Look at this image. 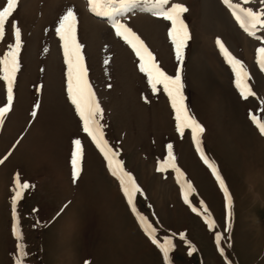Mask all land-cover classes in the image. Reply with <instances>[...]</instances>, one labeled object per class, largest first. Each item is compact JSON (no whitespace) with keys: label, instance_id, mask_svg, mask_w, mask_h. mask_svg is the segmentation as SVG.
Wrapping results in <instances>:
<instances>
[{"label":"rangeland","instance_id":"1","mask_svg":"<svg viewBox=\"0 0 264 264\" xmlns=\"http://www.w3.org/2000/svg\"><path fill=\"white\" fill-rule=\"evenodd\" d=\"M171 2L189 8L184 20L191 39L182 65L168 36L169 22L139 9L117 18L140 36L167 74L181 69L185 103L205 128L203 152L233 198L231 230L223 191L191 131L183 136L176 131L167 94L162 86L152 92L135 53L115 35L111 18L93 15L87 0H19L0 40L2 57L15 43V22L21 30L20 69L12 110L0 125V264L17 259L14 223L28 253L24 264H165L137 213L155 229L160 243L173 240L172 264H264V136L250 120V114L264 120V71L256 62V49L264 46L256 37L264 40V29L249 36L222 0ZM4 4L0 0V8ZM249 6L261 7L259 0ZM68 8L77 15L88 79L103 110L104 138L141 190L133 198L136 212L68 99L67 66L55 31ZM217 40L244 63L256 96H240ZM6 99L0 80V107ZM76 139L83 156L74 183ZM168 145L182 176L171 167L160 170ZM17 177L31 187L18 200L14 221ZM185 182L192 185L188 203ZM205 216L214 227L209 228Z\"/></svg>","mask_w":264,"mask_h":264},{"label":"snow or ice","instance_id":"2","mask_svg":"<svg viewBox=\"0 0 264 264\" xmlns=\"http://www.w3.org/2000/svg\"><path fill=\"white\" fill-rule=\"evenodd\" d=\"M222 2L231 11L235 21L249 36H256L258 30L264 29V0H259V5L261 6L259 10H254L252 6H249L253 3V0H240L237 3H234L233 0H222ZM18 3L19 0H6V4L0 8V40H3L5 37L6 24H8L9 18L13 17V13L17 10ZM87 3L89 11L95 15L111 18V27L114 29L115 35L129 45L135 53L139 60V70L147 76L148 84L151 86L152 92H157L159 90L158 86H162L163 92L167 94L171 102V107L175 112L176 131L181 136L184 135L186 129L191 131L192 140L196 145L197 151L200 153L201 159L211 169L219 183L220 189L223 191L229 219L227 229L230 231L232 227L230 221L232 217L233 198L217 170L215 163L210 161L203 152L201 137L205 132V128L190 112L185 103L186 97L184 95L181 69L178 67L175 75L167 74L157 63L155 56L140 36L117 18L133 9H139L140 11L148 12L154 17L169 22L168 36L174 47L175 59L182 65L185 48L191 39L189 27L184 20V14L189 11V8L179 2L172 3L171 0H87ZM169 4L171 5L170 7ZM77 25L76 13L72 8H68L60 17L58 26L55 29L56 34L62 42L64 63L67 66L68 99L75 107L76 114L82 122L83 132L91 138V141L103 154L111 174L119 180L121 189L127 197L129 205L132 206L133 212H136L133 198L134 194L141 190L131 173L125 170L123 163L117 158L118 153L109 146L107 140L104 138V126L100 123L103 117V110L88 79V69L82 51L83 45L77 37ZM11 28L15 37V43L8 45V52L0 57V80L5 83L7 90L6 102L3 107H0V125L4 124L5 117L12 110L14 84L20 69L21 30L15 22L11 24ZM256 38L264 43L261 37L257 36ZM217 44L235 74V86L240 96L244 99L256 96L255 91L249 84L251 76L244 63L234 57L219 40H217ZM256 62L260 70L264 71V46L256 49ZM104 63L107 64L108 60H105ZM35 107H39V105L37 104ZM31 114L35 117L36 111H33ZM250 120L258 129L260 135L264 136V120L255 114H250ZM73 144L74 150L72 151L71 165L72 178L75 183L81 173L83 150L80 139L74 140ZM0 163H3V161L0 160ZM168 167L175 169L179 176L183 175L176 167L175 157L172 154V145H168V158L161 164L160 170L163 171ZM30 187L26 182L21 183L19 177H17L15 195L12 198L14 221L17 218V202L22 197L24 191ZM183 189L185 203H188L189 194L192 192V185L185 182ZM192 210L194 212L197 211L196 208ZM203 211L207 213V208H204ZM137 218L144 227L145 232L151 238L152 243L162 252L165 264H172L170 253L175 248L173 240L171 238H165L164 242L160 243L155 236V229L148 224L146 218L139 215V213H137ZM205 221L209 228L214 227V221L210 217L205 216ZM12 231L18 241L16 245L18 256L15 264H24L28 253L25 250V245L19 242L23 238L16 223L13 224ZM181 239H183V236H181ZM216 241L219 245L221 241V235L219 233L216 234ZM194 251L195 248L190 246L188 255H192ZM219 251L221 256H223L224 248L221 247Z\"/></svg>","mask_w":264,"mask_h":264},{"label":"bare ground","instance_id":"3","mask_svg":"<svg viewBox=\"0 0 264 264\" xmlns=\"http://www.w3.org/2000/svg\"><path fill=\"white\" fill-rule=\"evenodd\" d=\"M93 15H95L94 13H92ZM97 16V15H95ZM98 17H102V18H109V17H106V16H98Z\"/></svg>","mask_w":264,"mask_h":264}]
</instances>
